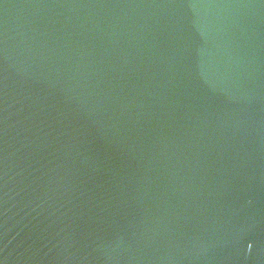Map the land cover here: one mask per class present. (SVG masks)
Listing matches in <instances>:
<instances>
[{
    "label": "water",
    "instance_id": "1",
    "mask_svg": "<svg viewBox=\"0 0 264 264\" xmlns=\"http://www.w3.org/2000/svg\"><path fill=\"white\" fill-rule=\"evenodd\" d=\"M0 264H264V0H0Z\"/></svg>",
    "mask_w": 264,
    "mask_h": 264
}]
</instances>
